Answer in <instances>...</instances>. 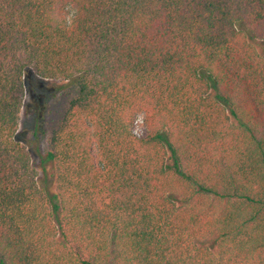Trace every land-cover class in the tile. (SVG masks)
Returning <instances> with one entry per match:
<instances>
[{
    "label": "trees",
    "instance_id": "16d2710c",
    "mask_svg": "<svg viewBox=\"0 0 264 264\" xmlns=\"http://www.w3.org/2000/svg\"><path fill=\"white\" fill-rule=\"evenodd\" d=\"M0 264H264V0H0Z\"/></svg>",
    "mask_w": 264,
    "mask_h": 264
},
{
    "label": "rangeland",
    "instance_id": "374dc122",
    "mask_svg": "<svg viewBox=\"0 0 264 264\" xmlns=\"http://www.w3.org/2000/svg\"><path fill=\"white\" fill-rule=\"evenodd\" d=\"M24 86L25 97L15 140L27 147L33 163L37 164V149L40 152L44 150L43 141L39 144L33 140V130L37 114L42 111L47 116L43 117L44 125L42 128L48 131L50 128L56 127L61 120L67 103L73 98V93L65 94L64 96L60 94L57 98H53L51 95L57 84L41 79L31 72L27 73ZM133 132L138 137L143 138L145 136L140 116L136 119Z\"/></svg>",
    "mask_w": 264,
    "mask_h": 264
}]
</instances>
